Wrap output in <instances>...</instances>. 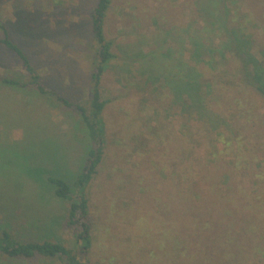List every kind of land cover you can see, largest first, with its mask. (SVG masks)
Listing matches in <instances>:
<instances>
[{
	"label": "rangeland",
	"instance_id": "rangeland-1",
	"mask_svg": "<svg viewBox=\"0 0 264 264\" xmlns=\"http://www.w3.org/2000/svg\"><path fill=\"white\" fill-rule=\"evenodd\" d=\"M97 3L0 0L43 84L72 103L90 99ZM104 29L114 58L100 85L104 155L83 192L86 264H264V97L243 67L249 54L264 70V0H112ZM0 76L25 78L2 47ZM0 115V231L76 250L70 202L46 177L73 186L86 127L53 97L17 88L0 86Z\"/></svg>",
	"mask_w": 264,
	"mask_h": 264
},
{
	"label": "trees",
	"instance_id": "trees-1",
	"mask_svg": "<svg viewBox=\"0 0 264 264\" xmlns=\"http://www.w3.org/2000/svg\"><path fill=\"white\" fill-rule=\"evenodd\" d=\"M111 4L112 0H98L92 13V32L97 49L92 66L90 99L86 105L72 103L59 96L55 91L48 89L43 84L41 74L32 64L29 56L11 37L8 26L0 21V31L2 32L0 47L12 53L20 61L25 72V78L22 81L0 76V86L33 91L61 102L79 116L87 129L91 143L73 186L65 178L52 175L46 177L47 183L54 189L55 196L70 202L67 224L75 232L77 249L74 250L61 242L50 240L22 241L11 231L2 230L0 231V256L8 261L27 262L35 259H47L60 264H86V256L93 245V223L89 213L88 199L83 192L97 173L106 146V125L102 116L106 101L103 99L100 85L108 63L114 58L113 43L107 39L104 29ZM231 35L233 40L237 41L236 34L232 32ZM192 44H195V50H198L199 44L194 41ZM231 52H234L237 58L243 59V55L241 54V56L236 50L232 49ZM257 63L253 56L247 54L243 67L248 82L264 97V70ZM187 84L190 82L183 84V92L192 99L194 96L192 85L184 88ZM73 187L79 191V195L74 194Z\"/></svg>",
	"mask_w": 264,
	"mask_h": 264
}]
</instances>
